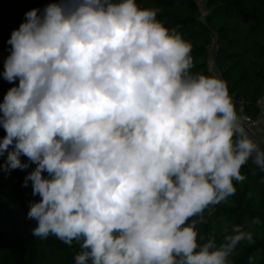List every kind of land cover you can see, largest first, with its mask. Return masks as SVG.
Listing matches in <instances>:
<instances>
[{
    "label": "clouds",
    "instance_id": "1",
    "mask_svg": "<svg viewBox=\"0 0 264 264\" xmlns=\"http://www.w3.org/2000/svg\"><path fill=\"white\" fill-rule=\"evenodd\" d=\"M158 11L59 0L27 11L7 41L2 77L19 85L0 103V171L36 165L23 184L40 197L32 235L77 242L75 264H229L253 242L242 225L199 242L242 166L264 171V139L225 80L193 73L192 44Z\"/></svg>",
    "mask_w": 264,
    "mask_h": 264
},
{
    "label": "trees",
    "instance_id": "2",
    "mask_svg": "<svg viewBox=\"0 0 264 264\" xmlns=\"http://www.w3.org/2000/svg\"><path fill=\"white\" fill-rule=\"evenodd\" d=\"M207 1L210 15L203 24L193 0H136L141 8L158 9L157 19L176 28L192 44L193 73L212 74V59L238 111L242 108L255 118L258 101L264 96V0ZM56 2L59 0H0V103L11 87L19 85V79L9 83L2 77L11 32L24 22V11L37 8L42 12ZM5 135L0 126V139ZM5 160L6 154L0 157V164ZM21 161L29 163L24 156ZM35 166L10 174L0 171V264H43L51 252L62 253L68 264H75L80 251L77 242L68 246L55 236L40 239L32 235L37 222L26 219L27 212L30 202H38L40 197L32 195L30 181L27 187L23 184ZM241 173L246 179L234 181L235 194L210 210L211 214L206 211V223L197 225L199 242L215 235L219 245L226 234H232L234 225H242L252 233L253 242H239L228 257L229 264H264V171L249 161ZM257 219L259 223L254 222Z\"/></svg>",
    "mask_w": 264,
    "mask_h": 264
},
{
    "label": "built area",
    "instance_id": "3",
    "mask_svg": "<svg viewBox=\"0 0 264 264\" xmlns=\"http://www.w3.org/2000/svg\"><path fill=\"white\" fill-rule=\"evenodd\" d=\"M193 1L196 5V9H197V12L199 14V21L203 24L206 23L207 18L210 15V9L207 6L208 1L207 0H193ZM215 49H216V47H215ZM212 74H216L221 79H223L221 73L217 69H214L212 71ZM244 115H246V114H244ZM246 116L249 118L248 121L246 122V125H245L246 130L249 132V135L255 134V136L253 138L262 139L264 136V96L258 101V114H257V116L255 118L250 117L248 115H246ZM261 146L264 147V144H262Z\"/></svg>",
    "mask_w": 264,
    "mask_h": 264
},
{
    "label": "rangeland",
    "instance_id": "4",
    "mask_svg": "<svg viewBox=\"0 0 264 264\" xmlns=\"http://www.w3.org/2000/svg\"><path fill=\"white\" fill-rule=\"evenodd\" d=\"M27 11H24L26 13ZM214 48V43L212 44V50ZM43 264H68L65 256L62 253L51 252L46 261Z\"/></svg>",
    "mask_w": 264,
    "mask_h": 264
},
{
    "label": "crops",
    "instance_id": "5",
    "mask_svg": "<svg viewBox=\"0 0 264 264\" xmlns=\"http://www.w3.org/2000/svg\"><path fill=\"white\" fill-rule=\"evenodd\" d=\"M210 67H211V70L213 71L214 70V64H213V61H212V59H211V62H210ZM262 139H264V136H263V138Z\"/></svg>",
    "mask_w": 264,
    "mask_h": 264
}]
</instances>
